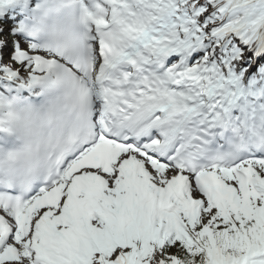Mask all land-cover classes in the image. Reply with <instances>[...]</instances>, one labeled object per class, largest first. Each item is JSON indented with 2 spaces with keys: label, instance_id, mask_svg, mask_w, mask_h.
<instances>
[{
  "label": "snow or ice",
  "instance_id": "6c2138e0",
  "mask_svg": "<svg viewBox=\"0 0 264 264\" xmlns=\"http://www.w3.org/2000/svg\"><path fill=\"white\" fill-rule=\"evenodd\" d=\"M0 264H264V0H0Z\"/></svg>",
  "mask_w": 264,
  "mask_h": 264
}]
</instances>
